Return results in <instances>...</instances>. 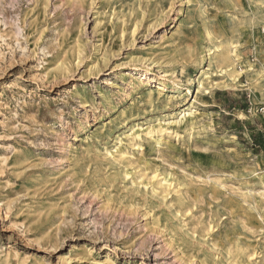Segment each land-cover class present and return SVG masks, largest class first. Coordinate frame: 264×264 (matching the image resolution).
Segmentation results:
<instances>
[{
    "label": "rangeland",
    "instance_id": "1",
    "mask_svg": "<svg viewBox=\"0 0 264 264\" xmlns=\"http://www.w3.org/2000/svg\"><path fill=\"white\" fill-rule=\"evenodd\" d=\"M0 264H264V0H0Z\"/></svg>",
    "mask_w": 264,
    "mask_h": 264
},
{
    "label": "bare ground",
    "instance_id": "2",
    "mask_svg": "<svg viewBox=\"0 0 264 264\" xmlns=\"http://www.w3.org/2000/svg\"><path fill=\"white\" fill-rule=\"evenodd\" d=\"M179 24V23H178ZM180 26V25H179ZM176 27L178 26H172V29H175ZM171 30V29H170ZM178 30H180V27L178 28ZM211 36V34H209ZM218 46V45H217ZM216 46V47H217ZM231 46H234L233 44H231ZM209 51H211V49H209ZM214 54V53H213ZM237 55H235L236 57ZM216 59H219V67L221 70H227V69H230V73L235 77L234 80L238 79L242 73L237 71V69L234 67L235 66V61L233 60V57H231V52L227 51L226 49L223 50V52L218 55L217 57H211L210 56V60L208 62V70H210L213 65H215L217 62H216ZM151 64H153V62H151ZM249 70V69H248ZM140 74V80H142V82L144 83V81H147V82H151L152 80H150V78H148L147 76V73L146 72H142V73H139ZM204 71L200 72V78L204 75ZM169 77V74H168V71L162 69V72H161V80H158V81H153L152 84H154V87L157 88L160 92L161 91H164L166 88H167V78ZM248 77L250 79H252L253 77L250 75H248ZM199 78V79H200ZM210 77H207L206 79L200 81V89L199 90H202L203 87H204V84L208 81H210ZM180 82H178L179 84ZM260 83V82H259ZM152 86V85H151ZM147 88V87H146ZM182 87H178V91L181 90ZM181 94V92H180ZM190 95V94H189ZM189 98V97H188ZM198 101V96L195 97V102ZM188 111V112H187ZM181 118L178 122H172V123H167V125H170V124H174L175 126H185V125H190V126H193L194 123H195V119L196 118H199L201 117V113L198 112L197 110H195V107H194V104L191 105V107H188L186 110H184V114H181ZM198 115V117H197ZM179 117V116H178ZM176 120V119H175ZM158 128L163 130V126L162 124L160 123L158 125ZM211 128V127H210ZM153 130H154V127L151 129V131H149V134H153ZM164 132V131H163ZM161 134V132H160ZM163 135V134H162ZM165 137V136H164ZM156 138V137H155ZM133 144H135L133 142ZM132 144V145H133ZM133 147V146H132ZM135 148V147H134ZM122 156V155H121ZM126 157V156H125ZM132 162V160H131ZM155 176V175H154ZM156 178V177H155ZM153 181V180H152ZM152 181L150 184H152ZM162 182V181H161ZM158 183V182H157ZM174 183V182H173ZM154 184V183H153ZM170 184V183H169ZM134 185V184H133ZM157 186V185H156ZM133 187V186H132ZM163 187V186H162ZM181 192V191H180ZM179 192V193H180ZM262 197V196H261ZM245 250V249H244ZM246 253V252H245ZM250 255V254H249ZM255 257V255H254ZM250 259V258H249Z\"/></svg>",
    "mask_w": 264,
    "mask_h": 264
}]
</instances>
